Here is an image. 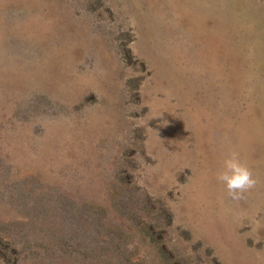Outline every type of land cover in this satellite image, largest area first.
Returning <instances> with one entry per match:
<instances>
[{
	"label": "rangeland",
	"instance_id": "1",
	"mask_svg": "<svg viewBox=\"0 0 264 264\" xmlns=\"http://www.w3.org/2000/svg\"><path fill=\"white\" fill-rule=\"evenodd\" d=\"M0 264H264V0H0Z\"/></svg>",
	"mask_w": 264,
	"mask_h": 264
},
{
	"label": "clouds",
	"instance_id": "2",
	"mask_svg": "<svg viewBox=\"0 0 264 264\" xmlns=\"http://www.w3.org/2000/svg\"><path fill=\"white\" fill-rule=\"evenodd\" d=\"M223 169L218 180L225 185L233 199H241L245 192L255 187L256 180L238 152L229 154L224 160Z\"/></svg>",
	"mask_w": 264,
	"mask_h": 264
}]
</instances>
